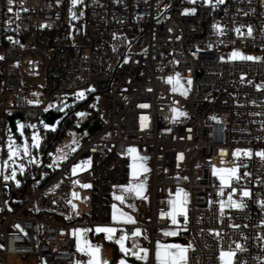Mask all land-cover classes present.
<instances>
[{
	"label": "built area",
	"instance_id": "obj_1",
	"mask_svg": "<svg viewBox=\"0 0 264 264\" xmlns=\"http://www.w3.org/2000/svg\"><path fill=\"white\" fill-rule=\"evenodd\" d=\"M189 7L195 11L183 13ZM236 48L260 59H229ZM39 69L41 106L29 103L23 84ZM169 76L187 96L173 91ZM82 90L103 97L99 127L79 148L68 136L65 166L47 167L45 150L39 165L29 157L19 184L0 171V264L6 256L75 264L78 228L120 227L136 246L168 241L162 230L171 218L162 213L177 189L190 195L177 225L186 264H221V250L237 244L233 264H264V157L256 155L264 152V0H0L1 162L8 115L38 119L60 94L79 102ZM173 109L186 116L173 120ZM130 147L151 159L150 214L113 222L111 185L128 181ZM88 158L90 167L73 175ZM212 159L234 160L228 185L213 174ZM74 189L91 201L77 216L68 203ZM229 193L244 207H228ZM135 229L147 235L132 236Z\"/></svg>",
	"mask_w": 264,
	"mask_h": 264
},
{
	"label": "rangeland",
	"instance_id": "obj_2",
	"mask_svg": "<svg viewBox=\"0 0 264 264\" xmlns=\"http://www.w3.org/2000/svg\"><path fill=\"white\" fill-rule=\"evenodd\" d=\"M185 9L191 10L192 8L189 7V8H185ZM185 9H184L183 13H185ZM190 12H192V11H189L187 13H190ZM79 39H80L79 36L76 35L72 42L77 43L79 41ZM234 50L238 51L244 55L252 56V54L249 51L241 50L240 48L233 49L231 51V53ZM174 81H175V79H174ZM23 84L25 87L26 97H27L29 103L31 105L41 106L45 100L44 95H43L44 77L41 73V69H39L37 71L29 72V73L27 72L25 77H24ZM179 85L182 86V89L184 91H186V93H188L184 84L181 81H179ZM173 86H174V84L172 83V88H173ZM82 91H84L85 94H84V97L82 99H79V102H77L76 100L73 99L74 96L72 93H63V94H60L56 98V100L53 101L51 106H49L47 108V111H48V110L54 108L55 106H58L62 103H66V101L69 99V102L66 103L64 105V107H62L60 109V111L62 113V117H65L67 114H70V116H72V120H73L74 124L77 125L75 128L74 134L72 135V141H71V143L73 144V146L75 148H79V147L83 146L84 143L86 142V140L88 139V137L94 134L95 131L89 132L88 128L94 122H97V113L100 109V106L104 103L103 97L101 94H98L96 98H93L92 96L89 97L88 92L86 90H82ZM174 92L180 96H187V94L186 95L181 94V90H177ZM77 113H84V115L78 116ZM61 118L57 119L53 125L46 124L41 119V115L39 116L38 119H32V120L28 119L27 121H25L24 119L23 120L15 119L14 122H15L16 130L14 132L11 131V129L8 127V125H6L5 139H4V152H5L4 155L5 156H4V160L2 162L0 159V171H1V169H3L6 173V175L11 176L12 171L15 170V172H16L15 179H10V180L13 183H15L16 182L15 180L19 179V183H20V180H21L22 176L24 175V171L26 170V164H27V161L29 160V157H32V160L36 165H39L41 163L40 153L43 152V150L41 149V143L43 142L44 135L47 131L54 130L57 126V123L59 122V120ZM85 123L88 124L87 127H83ZM18 124L23 125V127L18 128L17 127ZM45 125H47V127H45ZM32 126H34V127H32ZM34 132L37 135V137L39 138V146L38 147L32 146V136H33ZM72 133L73 132H70L68 134V132H65L64 137L61 140H59L54 145L53 148H50L49 150H47V154L49 155V158L47 159V161L45 163V165L47 167L53 166L55 168H61V167L65 166L66 163L69 161L70 154H66V157H67L66 159H60V156L63 153H65V151L67 149V145H64L63 142L68 140ZM10 137H11V141L9 139ZM10 143L14 144L15 146H17L19 148V154L14 158L9 157L8 148H9ZM25 144L28 146V150H29L28 156L23 155V148L20 147L21 145H25ZM58 149L60 150V152L57 151ZM235 151H237V150H234L233 152H235ZM0 152H1V148H0ZM239 153L240 152H238V154ZM136 155H138L139 157H146V156L139 155L137 153H136ZM236 156H233V158L235 159ZM55 158H57V159L54 161ZM128 160H129V162H128V181L125 183H117V184L111 185V190H110L111 209H113V204H115L117 206V209L121 208V209L128 211V212H139V213H142L145 217H148L149 211H150V205H151V190L148 188L146 180H147V177L149 175L150 168H151V159L149 157H147L146 160H138L137 161L138 163H142L148 169V171L147 172L141 171L139 176H137L135 178H133L130 174L131 169H130L129 165L133 163L132 154H130V153H128ZM5 162H7V166H5ZM210 162H211L212 168L215 167L216 169H221V168L230 169V168L234 167V165H233L234 160L229 161V162H218L216 159H212ZM21 168L23 169V171H21ZM19 171L21 174H18ZM130 180L135 184H142L143 185L142 195L137 196L134 192L133 193H124L125 199L123 202L116 200L115 196L120 195L122 193L120 186L121 185H128ZM19 183H17V184H19ZM73 192H75L77 194L78 198L74 197L73 195L71 197L72 204H75V206H76L75 208H73L72 204H71L72 215L77 216L82 212L85 213V212L89 211L90 205H91L90 193L88 191L82 192L79 189H74ZM189 198H190V195L188 192H181L180 193V199H183L185 201V203L183 205L184 208H185L186 204L188 203ZM182 216L183 215H178L176 217V219H177L176 224L179 223V218ZM86 236H87L86 232L81 233V235H80L81 246L83 247L84 242L87 241L89 244H91L94 247H99V249L102 248V250H100V252L101 251H103V252L101 253L100 256H103L104 255V248H106V246L102 243V240L101 239L93 240L90 237H86ZM106 236H107V234L105 233V238H106ZM124 244H125V247L128 249L127 254L133 255L131 250H130V246L127 245L126 241H124ZM119 247H120V245H119ZM76 256H77L76 257L77 258V264H87V261H88L87 259H89V257H88V255H86V253L78 250L77 243H76ZM152 257H156V249L154 251L153 250L151 251L150 249H148L147 250V256L144 259L147 262H149L150 258H152ZM128 258H130V257L129 256L124 257V259L126 261H128ZM135 258L136 257H133V259L137 261V258L136 259ZM4 260H5V264H33L32 259H30V258L22 259L19 256H6L4 258ZM137 262H139V261H137ZM114 264H118V263L114 262Z\"/></svg>",
	"mask_w": 264,
	"mask_h": 264
},
{
	"label": "snow or ice",
	"instance_id": "obj_3",
	"mask_svg": "<svg viewBox=\"0 0 264 264\" xmlns=\"http://www.w3.org/2000/svg\"><path fill=\"white\" fill-rule=\"evenodd\" d=\"M79 2H80V0H71V4H73V5H75ZM204 2L207 4V3H209V0H204ZM220 2H222V0H220ZM9 3L11 4L12 0H9ZM11 10L12 9L10 8L9 11H11ZM189 11L194 12L195 9H191V10L185 9V13H187ZM237 31H239V30L237 29ZM248 34L251 35V28H249ZM229 59L256 60V59H260V58L259 57H253V56H247V55H244V54L234 50L230 54ZM176 77L177 78L179 77V73L176 74ZM167 81L169 83L174 84L173 91L181 90V94H184V95L187 94L186 91H184L182 89V86L179 85V79H175V81H174V78L172 76H169L167 78ZM188 83L191 84V80H189ZM89 91H91V89H89ZM84 94H85L84 91H80L76 95H77L78 99H82L84 97ZM141 107H148V106L147 105H141ZM173 113H174L173 120H176L181 116H186V113L179 111L178 109H173ZM77 115L82 116V115H84V113H77ZM143 119H146V118L142 117V120ZM213 119H215V117H213ZM146 126H147L146 124H142V127H146ZM17 127L22 128L23 125L18 124ZM32 127H34V126H32ZM45 127H47V125H45ZM9 139L11 141V137ZM32 146L33 147L39 146V138L37 137L35 132L33 133V136H32ZM20 147L23 148V155L28 156L29 155L28 146L25 144V145H21ZM72 150L75 151V149H72ZM57 151L60 152L59 149ZM239 151L240 150L233 152V156H236ZM128 152L130 154H132V160H133V163L129 165V167L131 169V173H130L131 176L133 178H135V177L139 176L141 171L147 172L148 169L142 163L137 162L138 160H146L147 157H139L138 155H136L137 150L134 147H130L128 149ZM8 153H9L10 158H14L19 154V148L17 146H15L14 144L10 143L9 148H8ZM243 155L249 156V155H251V153L249 150H243ZM256 155L264 157V152H258V153H256ZM66 158H67L66 155L62 154L60 156V159H66ZM90 163H91V158H88V160L81 161L80 163L73 165L72 174L76 175L77 171L86 170V168L90 167ZM5 166H7V162H5ZM21 171H23L22 168H21ZM213 174L218 175L220 182H221V185L226 186L230 183V181L233 177H236L237 168L233 167L230 169H224V168L216 169L214 167L213 168ZM15 176H16V172H15V170H13L11 176H8V175L4 176V180L15 179ZM17 183H19V182L17 181ZM74 183H78V181H74ZM81 186L84 188L90 187V185H88V184H83ZM120 188L122 190V193L120 195H116L115 199L123 202L125 199L124 193H133L134 192L137 196H141L143 185L142 184H135L130 180L128 185H121ZM181 191H182L181 189H177V193H176L177 198L169 201V204H170L169 211L167 213H162V216L166 215V216L170 217L173 224L177 223L176 217L178 215H184L185 220L187 219L185 208L183 206L185 201L183 199H180ZM236 191H237V189H235V188L232 189V192H236ZM72 195L74 197L78 198V196L75 192H73ZM240 195L242 197H249L251 195V193L248 190L244 189V190H241ZM68 203L72 204V201L70 200V201H68ZM261 203H264V201H262ZM225 206H226L225 202L220 201L221 210H223ZM227 206L228 207H235V208H242V207H244V204L242 202H240V203L236 202L232 198V194L229 193V199L227 202ZM72 207L75 208L76 207L75 204H72ZM117 211H118L117 206L115 204H113V217H112V219L114 221L118 220ZM119 218H125L126 222L134 223L132 217L127 216L123 212L119 213ZM16 227L19 228L20 226L16 225ZM85 231H87V230L86 229H79V228L74 229V234L76 235V239H77L78 250L86 253V255H88V257H89L87 264H108V261L102 260L100 258L99 247H94L91 244H89L87 241L84 242L83 247L81 246L80 233L85 232ZM96 231L106 233L107 234L106 238L111 240L114 238L113 234L116 232V229L113 227H109V226H103V227L97 226ZM131 234H132V236H139L140 235V229H135ZM176 234H177L176 232H165V235H169V236H174ZM126 239H127V235L121 234L120 238L118 240H116V243L120 245L121 252H124L127 254L128 249L125 247V244H124V241ZM134 247H136V246L134 245ZM236 250H242V246L240 244H237ZM236 250H232V249L221 250V252H220L221 264H233V257L236 255ZM185 253H186V248L184 246L179 245V244L160 245L159 243H157L156 260H157L158 264H184ZM132 254L135 255L137 259H144L147 256V249L140 248L139 252H133ZM119 264H125V261L123 259H121Z\"/></svg>",
	"mask_w": 264,
	"mask_h": 264
},
{
	"label": "crops",
	"instance_id": "obj_4",
	"mask_svg": "<svg viewBox=\"0 0 264 264\" xmlns=\"http://www.w3.org/2000/svg\"><path fill=\"white\" fill-rule=\"evenodd\" d=\"M76 126L77 125H75V128H76ZM75 128L72 129V130H70L68 132V134L70 132H73L71 134V135H73L74 134V131H75ZM150 170H151V168H150ZM146 181H147L148 188L151 190L152 184H151V174H150V172H149V175H148ZM117 210H118L117 211L118 220L114 221L112 219V217H113V209H111V219H112L113 222H122V223L126 222V219L125 218H119V213L120 212H123L127 216H130V217H132V215L135 213V212L125 211V210H123L121 208H119ZM149 214H150V211H149ZM171 225H172L171 227L165 228V229L162 230L164 234H165V232H176L177 233V225L178 224H173L172 223V220H171ZM105 226L113 227V228L116 229V232L113 234V237H114L113 239L109 240V239L105 238V233H103V232H97L96 231V227L93 228V230H87V231H85L87 233V236L86 237H90L93 240L101 239L102 240V243L106 246V248H104V255L103 256H100V258L102 260L108 261V264H114V262H117L119 264V262L121 261V259H123L125 261V264H134V263H132L130 261L129 262L126 261L124 259V257L129 256L130 258L132 257L131 259H133V257H136V256L135 255H128V254H126L124 252H121L119 245L116 243V240L120 237V235L121 234H124L123 233V228H120V227L117 228V227L111 226V225H105ZM101 227H103V226H101ZM142 234L147 235V231L140 230V235L139 236H141ZM80 235H81V233H80ZM167 236H169V235H167ZM169 238L170 239L168 241L154 240L153 243H152V245H150V243L147 241L145 243V245H143V246H136V239H133V240H127L126 239L125 241H126L127 245L130 246V250H131L132 253L133 252H139L140 248L147 249V250L150 249L151 251L152 250L154 251L156 249V247H157V243H159L160 245L179 244V245L184 246L186 248L185 244L177 238V234L174 235V236H169ZM76 243H77V240H76ZM134 245L136 247H134ZM100 250H102V248ZM102 252L103 251L100 252V255H101ZM137 261L140 262V263L138 262L139 264H158V262L156 260V257L150 258V261L149 262H147L145 259H137ZM75 264H77V258L75 260ZM184 264H186V253H185V261H184Z\"/></svg>",
	"mask_w": 264,
	"mask_h": 264
},
{
	"label": "water",
	"instance_id": "obj_5",
	"mask_svg": "<svg viewBox=\"0 0 264 264\" xmlns=\"http://www.w3.org/2000/svg\"><path fill=\"white\" fill-rule=\"evenodd\" d=\"M69 102V99L66 101V103ZM66 103H62L58 106H55L54 108L46 111L44 114L41 115V119L48 125H53L55 123V121L57 119H59L61 117V113L59 112V110L66 104ZM15 119H19V120H23V116L21 113L16 112L13 114H10L7 116V122H8V127L11 129V131H15L16 127H15ZM87 123L84 124L83 127H87ZM98 124L97 122H94L89 128L88 131H94L96 129H98ZM128 261L134 263V264H139L138 262H136L134 259L128 258Z\"/></svg>",
	"mask_w": 264,
	"mask_h": 264
},
{
	"label": "trees",
	"instance_id": "obj_6",
	"mask_svg": "<svg viewBox=\"0 0 264 264\" xmlns=\"http://www.w3.org/2000/svg\"><path fill=\"white\" fill-rule=\"evenodd\" d=\"M75 125L76 124H74L70 114L62 117L54 130H50L45 133L43 142L41 143V149L45 151L53 148L54 145L64 137L65 132H69V130L74 129Z\"/></svg>",
	"mask_w": 264,
	"mask_h": 264
},
{
	"label": "flooded vegetation",
	"instance_id": "obj_7",
	"mask_svg": "<svg viewBox=\"0 0 264 264\" xmlns=\"http://www.w3.org/2000/svg\"><path fill=\"white\" fill-rule=\"evenodd\" d=\"M64 107V106H63ZM59 112L61 113V111L59 110ZM61 117H62V113H61Z\"/></svg>",
	"mask_w": 264,
	"mask_h": 264
}]
</instances>
